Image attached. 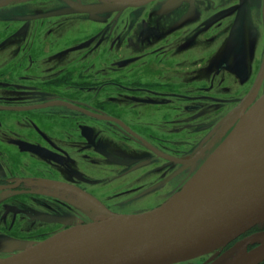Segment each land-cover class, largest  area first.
<instances>
[{
  "label": "flooded vegetation",
  "instance_id": "obj_1",
  "mask_svg": "<svg viewBox=\"0 0 264 264\" xmlns=\"http://www.w3.org/2000/svg\"><path fill=\"white\" fill-rule=\"evenodd\" d=\"M100 4L0 0V259L91 223V199L117 215L163 205L264 69V0ZM263 232L174 264H234Z\"/></svg>",
  "mask_w": 264,
  "mask_h": 264
},
{
  "label": "water",
  "instance_id": "obj_2",
  "mask_svg": "<svg viewBox=\"0 0 264 264\" xmlns=\"http://www.w3.org/2000/svg\"><path fill=\"white\" fill-rule=\"evenodd\" d=\"M99 1L100 11L114 12L156 0ZM263 73L264 69L220 125L221 131L234 127L231 133L163 205L141 214L117 215L91 199V223L39 243L22 242L20 252L0 259V264H174L216 251L264 223V94L253 101ZM250 241L260 246L249 254L239 253L234 264L264 260V232Z\"/></svg>",
  "mask_w": 264,
  "mask_h": 264
},
{
  "label": "rangeland",
  "instance_id": "obj_3",
  "mask_svg": "<svg viewBox=\"0 0 264 264\" xmlns=\"http://www.w3.org/2000/svg\"><path fill=\"white\" fill-rule=\"evenodd\" d=\"M39 4H41V3H39ZM39 9H40V6H39ZM41 20H39V22H40ZM56 37H60V36H48L47 37V35H43V36H41V38H40V47H42V45H44V41L45 40H48V42L51 44V47L50 48H54L55 47V44H56V42L58 43V39L57 40H55L56 39Z\"/></svg>",
  "mask_w": 264,
  "mask_h": 264
}]
</instances>
